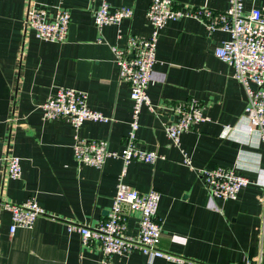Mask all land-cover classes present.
Segmentation results:
<instances>
[{
  "label": "crops",
  "instance_id": "crops-1",
  "mask_svg": "<svg viewBox=\"0 0 264 264\" xmlns=\"http://www.w3.org/2000/svg\"><path fill=\"white\" fill-rule=\"evenodd\" d=\"M102 0H0V264H264V145L244 123L247 102L233 69L214 54L229 38L197 17L168 20L160 30L147 93L157 113L143 106L136 131L138 147L159 154L154 163L109 157L101 167L78 163L76 138L106 139L119 150L130 128L132 101L120 80L112 45L129 35H147L150 0H107L110 8L130 6L131 18L98 29L93 12ZM29 2L45 5L49 18L58 5L70 12L65 41L37 38L24 20ZM183 9L227 8L228 0H174ZM264 8V0H244V10ZM58 87L86 94L90 108L111 117L74 128L68 118L44 119L40 107ZM195 100L207 119L181 134L175 146L165 133L174 120L170 107ZM234 128H228L227 126ZM20 157L21 175H7L3 156ZM188 157L189 163L184 161ZM235 167L248 177L234 199L209 195L198 169ZM141 193L159 192V248L184 258L176 263L150 259L138 250L104 258L94 244H83L72 224L96 225L107 217L118 183ZM34 198L44 213L31 227L10 233L4 202ZM136 234L138 217H127Z\"/></svg>",
  "mask_w": 264,
  "mask_h": 264
},
{
  "label": "built area",
  "instance_id": "built-area-1",
  "mask_svg": "<svg viewBox=\"0 0 264 264\" xmlns=\"http://www.w3.org/2000/svg\"><path fill=\"white\" fill-rule=\"evenodd\" d=\"M132 14L133 9L130 6L123 5L111 9L108 1L102 0L93 12V20L95 26L100 29L107 24H119L122 20L131 18ZM186 16L197 17L209 29H220L229 34V38L214 49V54L232 67V76L242 84L246 92L244 123H238L235 127L246 134L257 132L264 145V8L252 7L245 11L244 0H228L227 8L222 11L207 7L183 9L176 6L174 0H150L146 11L150 24L149 33L129 35L124 46H111L118 66V76L120 80L128 83L132 101L130 128L126 140L119 150H113L109 148L106 139L76 138L73 154L78 163L101 167L109 157L121 158L125 164L132 160L146 163H154L157 160L159 154L156 151L141 149L135 141L139 113L144 105L155 113L160 108L151 104L147 93L156 61V44L160 30L168 20H178ZM24 23L37 38L63 42L68 32L70 12L58 5L53 17L49 18L45 5L29 2ZM40 107L44 119L68 118L74 128L85 121L112 120L111 117L90 108L84 92L70 87H58L54 94L40 103ZM170 110L175 118L166 122L164 129L175 146H179L183 132L188 131L193 124L207 119L203 105L195 100L176 102ZM227 127L234 128L230 125ZM3 160L7 175L12 178L20 177V157L6 153ZM184 161L190 162L188 157H185ZM197 172L213 198L234 199L240 189L249 183L248 177L235 167H202ZM159 199V192L153 189L141 193L119 182L104 220L96 225L72 224L69 228L80 234L83 244L94 243L106 259L113 254L138 250L150 259L159 257L171 262H184L183 257L159 248L162 232L157 214ZM2 204L11 213L10 233H14L19 227H31L36 218L44 213L34 198L22 203ZM131 213L138 217V230L134 235L126 232L127 217ZM228 264L250 262L244 259ZM258 264H261V258Z\"/></svg>",
  "mask_w": 264,
  "mask_h": 264
}]
</instances>
